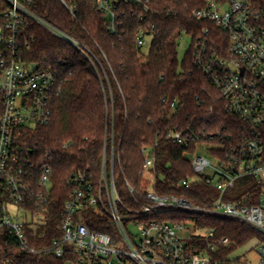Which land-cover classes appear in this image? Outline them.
I'll list each match as a JSON object with an SVG mask.
<instances>
[{
	"label": "built area",
	"instance_id": "2783aa9c",
	"mask_svg": "<svg viewBox=\"0 0 264 264\" xmlns=\"http://www.w3.org/2000/svg\"><path fill=\"white\" fill-rule=\"evenodd\" d=\"M5 1L6 23L0 28V94L4 106L0 118V240L8 233L22 255L46 252L65 259V264H264V241H257L255 260L248 259L247 253L232 258L238 251L225 259H215L219 247L231 244L229 239L217 238L211 228L206 237L185 239L180 233L187 229L188 221L165 217L170 212H180L233 220L264 237V5L250 0H206L203 9L193 12L196 22L214 25L227 35V47L220 49L210 39V29L205 28L197 39L193 57L226 111L239 119L244 129L239 138L231 141L220 133L205 136L190 128L176 127L168 132L167 139L184 149L197 145L190 155L199 146L207 149L214 161L201 155L191 160L195 176L183 180L181 185L201 182L216 191L217 198L211 193L204 197V203L196 204L184 197L157 193L151 188L156 182V165L152 149L148 148L143 150L144 170L152 182L136 186L124 179L119 185L114 153L109 162L106 157V139L97 174L89 169L71 174L70 195L56 227L61 233L40 250L30 243L36 242L40 229L49 227L53 219V169L44 164L34 172L32 161L20 151V141L32 129L50 123L57 87L51 70L24 62L21 29L27 21H34L76 49L83 51L84 47L34 15L28 9L31 0ZM94 1L106 29L116 35L123 27L120 4L132 6L131 16L143 21L152 2ZM62 2L76 16L77 7L66 0ZM151 41L148 30H141L135 37V44L141 49H149ZM172 108H176V101ZM214 138H221L222 143L214 146L203 141ZM239 182L247 186L246 192L230 196L229 191ZM89 221L101 229L90 228ZM191 223L197 228L196 221ZM129 226L138 232L132 234ZM191 239L205 243V249L188 247Z\"/></svg>",
	"mask_w": 264,
	"mask_h": 264
},
{
	"label": "trees",
	"instance_id": "16d2710c",
	"mask_svg": "<svg viewBox=\"0 0 264 264\" xmlns=\"http://www.w3.org/2000/svg\"><path fill=\"white\" fill-rule=\"evenodd\" d=\"M66 1L77 7L76 16L62 0H31L28 9L80 43L83 51L34 21H27L21 29L24 62L51 70L57 87L51 102L50 123L32 129L20 141V151L32 161L34 172L44 164L53 169V219L49 227L40 229L36 242L30 243L40 250L61 233L56 227L70 195L71 174L78 169L97 174L106 139V157L109 162L114 153L115 178L119 185L124 179L136 186L152 182L144 170L143 150L148 148L152 149L156 165V182L151 188L157 193L201 204L204 197L213 193L211 189L201 182L181 185L183 180L195 176L188 156L197 145L184 149L167 139L168 132L176 127L190 128L205 136L220 133L233 141L244 129L242 122L226 111L194 62V47L205 28L210 29V39L216 47H227V35L216 26L193 18V12L203 9L206 0H152L151 11L143 21L131 16L132 6L120 4L123 27L119 35L108 32L104 18L95 11L94 0ZM250 1L264 5V0ZM7 10V2L0 0V28L6 23ZM141 30L152 33L147 51L135 44ZM184 36L191 39V44L180 60L178 46ZM3 112L0 94V118ZM203 141L214 146L222 143L221 138ZM165 217L180 222L196 221L197 226L214 229L217 238L229 239L231 244L219 247L213 256L215 259H225L251 241H264L256 230L233 220L193 217L180 212H170ZM88 225L101 229L91 221ZM187 246L205 249L206 244L191 239ZM0 263L65 264V259L46 252L22 255L18 243L4 233L0 240Z\"/></svg>",
	"mask_w": 264,
	"mask_h": 264
},
{
	"label": "rangeland",
	"instance_id": "374dc122",
	"mask_svg": "<svg viewBox=\"0 0 264 264\" xmlns=\"http://www.w3.org/2000/svg\"><path fill=\"white\" fill-rule=\"evenodd\" d=\"M244 1H247V0H244ZM190 44H191V39L187 36L182 37V39L179 41L178 52H179V59L180 60H182L184 58L186 52L189 49ZM144 50L147 51L148 47L145 48ZM199 155L205 156L207 159L211 160L212 162L214 161L213 157L210 155V153L207 152V149L205 147H200V146L198 147L197 152L195 154L189 155L188 157L190 160H193L194 158H196ZM246 190H247V186H245L243 184V182L242 183L239 182L236 184V188L230 190L228 194L230 196L236 197L240 194L245 193ZM212 192H213L212 197L217 198L218 193L214 190H212ZM191 222L192 221H188V223H186L187 229L180 233L183 238L189 239V237H191V236H200V237H206L207 236V234H208V228L207 227L197 226V228H195ZM128 229L132 234H136L138 232L137 228H134L133 226H129ZM256 245H257V241H251L246 246L239 249L237 253L232 255V258H236L240 254L247 253L248 259L255 260L257 258L256 257V251H257Z\"/></svg>",
	"mask_w": 264,
	"mask_h": 264
},
{
	"label": "water",
	"instance_id": "95a60500",
	"mask_svg": "<svg viewBox=\"0 0 264 264\" xmlns=\"http://www.w3.org/2000/svg\"><path fill=\"white\" fill-rule=\"evenodd\" d=\"M244 70H242V72H243Z\"/></svg>",
	"mask_w": 264,
	"mask_h": 264
},
{
	"label": "crops",
	"instance_id": "0c3cea01",
	"mask_svg": "<svg viewBox=\"0 0 264 264\" xmlns=\"http://www.w3.org/2000/svg\"><path fill=\"white\" fill-rule=\"evenodd\" d=\"M256 257H257V255H256Z\"/></svg>",
	"mask_w": 264,
	"mask_h": 264
}]
</instances>
